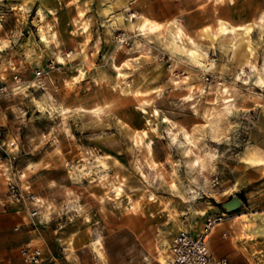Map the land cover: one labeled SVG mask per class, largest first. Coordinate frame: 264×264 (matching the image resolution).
Wrapping results in <instances>:
<instances>
[{"label": "rangeland", "instance_id": "1", "mask_svg": "<svg viewBox=\"0 0 264 264\" xmlns=\"http://www.w3.org/2000/svg\"><path fill=\"white\" fill-rule=\"evenodd\" d=\"M49 65L42 84L14 85ZM262 74L264 0H0V203L9 179L29 180L51 209L43 225L0 217L54 264H161L196 204L235 194L248 204L237 211L264 210V173L231 192L259 174L245 157L264 139ZM242 236L264 264V236Z\"/></svg>", "mask_w": 264, "mask_h": 264}, {"label": "crops", "instance_id": "2", "mask_svg": "<svg viewBox=\"0 0 264 264\" xmlns=\"http://www.w3.org/2000/svg\"><path fill=\"white\" fill-rule=\"evenodd\" d=\"M119 3L120 5L123 6V10L129 9V0H119ZM106 9H108L107 12H109L110 6L104 7L103 11L104 10L106 11ZM136 16L137 15L135 14V17ZM258 129H262L261 124L258 127ZM262 134H263L262 138H264V128ZM245 162L247 166L252 167L255 170L259 171V174H257V176H253L245 172H241L239 173V175H236L235 182L231 187L232 193L234 191L241 189L242 187L246 186L247 184L251 183L258 177L263 175L264 139H262L256 144L250 145V147L247 149L246 152ZM230 198L231 197L226 198L222 200V202H225ZM204 202L206 203V207H200L198 204H196V209H194L198 214L196 216V219H194V216L191 214L190 216L191 220L189 223H186L184 225L178 224L177 226H175L173 230H179V229L192 230V228L196 224L200 225L202 223L203 219L207 217L208 213L210 216H212L223 210L222 205L219 204L213 205L212 201L209 199L204 200ZM243 202H244V207L248 205L247 202H245V200H243ZM12 217H16V216L12 215L11 217H6V216L3 218L0 217V264H27L20 258V256L18 255L17 252H15V250L17 246L20 245L21 243H22L21 245H24L25 243H28L33 239L29 238V235H27L28 233L26 231L23 234H17L13 231ZM40 217H41L42 225L48 223L47 216L44 212L40 215ZM241 230L247 235V236H242V238L247 237L251 241L255 240L254 238H251L252 235L264 236V210H255V211L250 210L249 212H245V210H242V211L233 212L231 214H226V218L221 222L217 223L210 232L211 237L209 239L210 240L209 242L215 255L219 257H226L229 260V264H252L250 257H248L246 253L242 249H240L241 245L244 246L243 243L237 241L234 237L235 231L240 232ZM170 236L171 235L167 236L166 240H168V242H170ZM96 243L98 245H101V240H97ZM95 246H96V250H98L97 245ZM99 253L102 255L100 251ZM255 254H259V253L255 252ZM144 256L146 257V255ZM140 257H141L140 262L141 264H143L145 262V259H142V256ZM169 257L170 256L168 254H165L162 257L161 264H169ZM122 260L124 261V264H133L132 263L133 259L131 254L124 255ZM73 261L74 260H72V262ZM70 262H71L70 259H67L60 262L59 264H70ZM41 264H54V263H51L50 261H44Z\"/></svg>", "mask_w": 264, "mask_h": 264}, {"label": "built area", "instance_id": "3", "mask_svg": "<svg viewBox=\"0 0 264 264\" xmlns=\"http://www.w3.org/2000/svg\"><path fill=\"white\" fill-rule=\"evenodd\" d=\"M52 66L38 67L33 70V77L23 78L17 71L14 73V85L22 87L28 81L34 84H42L50 76ZM209 78L208 75L205 76ZM1 135V132H0ZM3 146V145H0ZM2 157L0 156V160ZM219 183L218 175L212 178V184ZM6 199L0 203L3 210H13L18 214L32 218L39 214L41 208L46 206L45 200L33 189L29 180L21 182L9 179ZM233 212H221L206 219L205 225L200 231L181 230L170 243L171 264H229L226 257L215 255L211 246L209 235L213 227L226 218V214ZM18 227V226H17ZM16 227V228H17ZM20 255L27 264H41L44 261H55L57 257L39 243L28 242L20 247Z\"/></svg>", "mask_w": 264, "mask_h": 264}, {"label": "bare ground", "instance_id": "4", "mask_svg": "<svg viewBox=\"0 0 264 264\" xmlns=\"http://www.w3.org/2000/svg\"><path fill=\"white\" fill-rule=\"evenodd\" d=\"M42 5V4H41ZM43 7L42 8H40L39 10H40V15H41V17L43 18L44 17V14H43ZM45 12V11H44ZM133 17H135V14H133L132 15V18ZM120 22H124V19H123V17L122 16H120ZM133 22V21H132ZM151 55H153V51L152 50H148V51H146V53H145V56L143 57V58H150V56ZM193 55H197V56H202L199 52H197V50H194L193 51ZM152 57V56H151ZM249 60V59H248ZM252 67V66H251ZM254 71H256V68L255 67H252V75L250 74V76L248 77V79H245V82H248V81H250L251 79H252V77L253 76H255L254 75ZM255 83L256 84H258V85H260L261 87H264V74H262V75H259V76H257V77H255ZM130 86V85H129ZM130 90H131V88H130ZM228 101H230V100H228ZM263 104H264V96H263ZM232 104H229V106H231ZM41 106V105H40ZM263 107H264V105H263ZM262 107V115H261V118H260V124H261V126H262V129H258L259 131H262L263 132V128H264V108ZM65 110V114L67 113V112H69V109H64ZM100 109L98 110V112H97V115H99L100 114ZM64 114V116L65 117H67L66 115ZM206 118L208 117V113L207 112H205V115H204ZM81 176L82 177V173L80 172L79 174H78V176ZM205 178V177H204ZM203 182H204V185L206 186V188L208 187V184L210 183V182H208V180L207 179H204L203 180ZM193 204V203H192ZM50 207H48V210L49 211H46L45 212V209H43V208H41L40 209V211H39V214H38V216H40L43 212L44 213H47V212H50V210L51 209H49ZM191 208V207H190ZM191 214L194 216V219H196V216L198 215L197 213H196V211L193 209V208H191ZM169 264H171V254H169Z\"/></svg>", "mask_w": 264, "mask_h": 264}, {"label": "water", "instance_id": "5", "mask_svg": "<svg viewBox=\"0 0 264 264\" xmlns=\"http://www.w3.org/2000/svg\"><path fill=\"white\" fill-rule=\"evenodd\" d=\"M221 205L226 212H234L241 208L244 202L239 196L234 194L229 200L222 202Z\"/></svg>", "mask_w": 264, "mask_h": 264}, {"label": "trees", "instance_id": "6", "mask_svg": "<svg viewBox=\"0 0 264 264\" xmlns=\"http://www.w3.org/2000/svg\"><path fill=\"white\" fill-rule=\"evenodd\" d=\"M217 204L221 205V203H217Z\"/></svg>", "mask_w": 264, "mask_h": 264}]
</instances>
